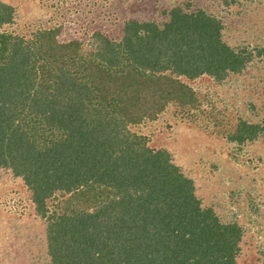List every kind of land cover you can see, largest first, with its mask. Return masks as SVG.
<instances>
[{"label":"trees","instance_id":"16d2710c","mask_svg":"<svg viewBox=\"0 0 264 264\" xmlns=\"http://www.w3.org/2000/svg\"><path fill=\"white\" fill-rule=\"evenodd\" d=\"M15 10L0 0V170L30 193L45 264H237L243 226L202 206L170 152L130 125L167 101L193 102L182 77L223 80L252 53L224 41L205 10L176 7L163 24L128 19L120 39L97 31L88 41L61 40L60 25L9 30ZM226 137L231 153L264 144V118L240 117Z\"/></svg>","mask_w":264,"mask_h":264},{"label":"rangeland","instance_id":"374dc122","mask_svg":"<svg viewBox=\"0 0 264 264\" xmlns=\"http://www.w3.org/2000/svg\"><path fill=\"white\" fill-rule=\"evenodd\" d=\"M3 1L16 9L9 30L29 37L38 28L60 25L63 41H88L97 31L120 39L126 20L163 24L176 7L184 12L205 10L222 21L223 40L252 53L246 68L218 81L208 74L182 77L197 91L195 100L167 101L155 118L131 124L130 129L146 138L147 147L170 152L173 162L193 178L202 206H213L224 220L243 226L237 264H264V144L248 143L241 152L231 153L235 144L226 137L238 118H264V0ZM89 45L85 54L95 51V44ZM29 194L24 181L0 170L1 264L46 262L40 240L43 222L35 217ZM64 198L53 201L52 207L63 206Z\"/></svg>","mask_w":264,"mask_h":264}]
</instances>
